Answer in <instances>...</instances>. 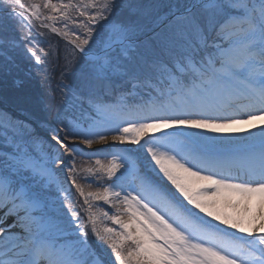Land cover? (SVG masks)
Returning a JSON list of instances; mask_svg holds the SVG:
<instances>
[{
	"label": "snow or ice",
	"instance_id": "obj_1",
	"mask_svg": "<svg viewBox=\"0 0 264 264\" xmlns=\"http://www.w3.org/2000/svg\"><path fill=\"white\" fill-rule=\"evenodd\" d=\"M39 28L63 107L0 119V264H264V125L205 134L264 120V0H0V68Z\"/></svg>",
	"mask_w": 264,
	"mask_h": 264
},
{
	"label": "trees",
	"instance_id": "obj_2",
	"mask_svg": "<svg viewBox=\"0 0 264 264\" xmlns=\"http://www.w3.org/2000/svg\"><path fill=\"white\" fill-rule=\"evenodd\" d=\"M143 2L145 4H155L163 3V0H143ZM37 30L54 40L56 51L49 45L48 48H46L48 55L45 56L39 49H36L39 56H42V58H40L42 63L37 65L35 60L31 59L30 65L32 68L28 66L26 72L19 71L18 67L15 66L13 67L14 70L10 69L9 72L6 70V66L0 68V119H46L51 123L63 107L59 102L58 85L63 79L61 77V72L64 70V57L66 48L70 47V45L66 40L52 34L47 29L39 28ZM27 43H29V40L26 39L24 40L23 45L27 47ZM16 60L17 63L20 62L18 55ZM27 65L28 64H26V66ZM9 66H11V64H9ZM25 69L26 68L24 67V70ZM73 71H75V67L73 68ZM63 82L68 83L70 81L63 80ZM74 143L83 150L85 156L89 154H100L89 150L86 145L82 146L76 141ZM104 162L107 163L108 161ZM77 166L78 168L94 166V159L89 160L77 157ZM80 175L88 176V174L83 171L80 172ZM88 179L93 180L95 177L88 176ZM81 183H83V181H81ZM66 186L67 183L65 184V187ZM85 190L96 191L97 189L95 184H93L91 188L85 184ZM71 193V197L82 204V198L79 197L78 193L75 191L74 194L73 189H71ZM97 203H99L104 210H109L108 206L104 205L102 201ZM76 207L79 208V204L76 205ZM93 211H99V209L93 208ZM81 213H83V211H81ZM103 226L117 227L112 225L111 222L106 219H104L101 224V227ZM104 252L109 256L111 261L114 260V256L110 254V249H107Z\"/></svg>",
	"mask_w": 264,
	"mask_h": 264
},
{
	"label": "rangeland",
	"instance_id": "obj_3",
	"mask_svg": "<svg viewBox=\"0 0 264 264\" xmlns=\"http://www.w3.org/2000/svg\"><path fill=\"white\" fill-rule=\"evenodd\" d=\"M24 2L25 3H29L30 2V0H24ZM31 2H36V3H39V2H41V0H31ZM53 2H57V0H53ZM58 26H59V24H58ZM70 27H74V26H70ZM38 31V30H37ZM39 32V31H38ZM17 32L16 31H13V35L17 38V39H19V37L21 38V37H23L24 36V30L23 29H21L20 31H18V35L16 34ZM67 39H70V38H68V37H66ZM26 40V39H25ZM23 44H24V41H23ZM28 44V46L26 47V46H24L25 48H33L34 50H36V49H39V50H41V49H43L45 52H46V48H48V46L50 45V46H56V44H55V42H54V40L53 39H51L50 37H47L46 35H44V34H40L39 36H37V35H33L32 37H31V42H29V43H27ZM55 50V49H54ZM36 52H37V50H36ZM17 55L19 56V60H20V62H18L17 63ZM16 56H15V59H14V62L13 63H11V66H9V64L6 66V70L9 72L10 71V69H12V70H14V66L15 67H18V70L19 71H22V72H26V70H28V66H30L31 68H32V66L30 65V63H31V58H29V57H27V56H25V55H23L22 53L21 54H17ZM37 55H39L38 53H37ZM52 57V56H51ZM40 58H42V56H40ZM26 64H28L27 66H26ZM21 67H22V69H21ZM24 67L26 68L25 70H24ZM256 122H263V120H259V121H255V123ZM248 125H250V124H248ZM248 125H244V126H248ZM176 129H172V130H163V131H175ZM185 131H192V130H190V129H184ZM157 135H159L160 133H156ZM206 135H213V134H211V133H205ZM150 135H152L151 133H150ZM111 144V143H110ZM121 146H126V145H119L118 144V147H121ZM129 148H131L130 146H128ZM136 147L137 148H139L137 145H136Z\"/></svg>",
	"mask_w": 264,
	"mask_h": 264
},
{
	"label": "bare ground",
	"instance_id": "obj_4",
	"mask_svg": "<svg viewBox=\"0 0 264 264\" xmlns=\"http://www.w3.org/2000/svg\"><path fill=\"white\" fill-rule=\"evenodd\" d=\"M257 121H259V120H257ZM259 125H264V121L263 122H256V123L254 122V124H250L248 126H244V125L243 126H237V127L233 128V129H231L227 133H218V134L211 133V134H213V135H221V136H229V135L240 134V133H242V130L245 127L249 128V129H252V130H255V131H259L260 129H259V127H257Z\"/></svg>",
	"mask_w": 264,
	"mask_h": 264
}]
</instances>
